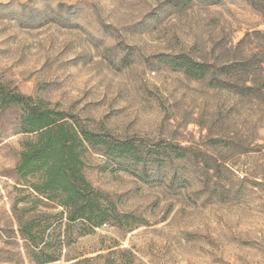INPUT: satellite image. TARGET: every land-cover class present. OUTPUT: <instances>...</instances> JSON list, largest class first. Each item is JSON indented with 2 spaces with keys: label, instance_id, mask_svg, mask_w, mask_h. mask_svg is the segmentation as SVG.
<instances>
[{
  "label": "rangeland",
  "instance_id": "1",
  "mask_svg": "<svg viewBox=\"0 0 264 264\" xmlns=\"http://www.w3.org/2000/svg\"><path fill=\"white\" fill-rule=\"evenodd\" d=\"M0 91L142 151L84 160L131 226L53 219L43 254L58 261L36 262L12 209L61 210L20 190L32 135L0 104V264H264V0H0Z\"/></svg>",
  "mask_w": 264,
  "mask_h": 264
},
{
  "label": "trees",
  "instance_id": "2",
  "mask_svg": "<svg viewBox=\"0 0 264 264\" xmlns=\"http://www.w3.org/2000/svg\"><path fill=\"white\" fill-rule=\"evenodd\" d=\"M174 64L191 78L205 76V66L185 57L174 59ZM0 104L19 107V132L32 135L22 144L16 165L18 184L23 188L20 190H26L37 203L50 204L61 210L54 216L33 214L26 218L20 217L19 210L13 207L19 234L30 247L26 249L30 260L41 262L43 259L44 263L58 261L51 255L43 254L44 235L50 227L46 223L53 219H65L68 224L80 223L90 230L105 225L131 226V216L119 214L114 202L87 181L84 160L85 154L92 151L106 157L140 162V146L131 141L113 144L107 138L83 128L64 113L50 110L42 104H33L30 97L21 94L0 91ZM181 153L178 151L176 156L182 157Z\"/></svg>",
  "mask_w": 264,
  "mask_h": 264
}]
</instances>
